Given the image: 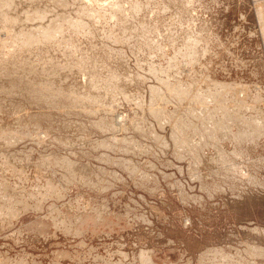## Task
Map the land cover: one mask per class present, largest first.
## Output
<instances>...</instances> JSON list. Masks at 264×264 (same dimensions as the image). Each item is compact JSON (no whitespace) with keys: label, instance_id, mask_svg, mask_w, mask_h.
I'll use <instances>...</instances> for the list:
<instances>
[{"label":"rangeland","instance_id":"1","mask_svg":"<svg viewBox=\"0 0 264 264\" xmlns=\"http://www.w3.org/2000/svg\"><path fill=\"white\" fill-rule=\"evenodd\" d=\"M2 1L0 264H264V0Z\"/></svg>","mask_w":264,"mask_h":264},{"label":"bare ground","instance_id":"2","mask_svg":"<svg viewBox=\"0 0 264 264\" xmlns=\"http://www.w3.org/2000/svg\"><path fill=\"white\" fill-rule=\"evenodd\" d=\"M15 1V0H14ZM20 1V0H19ZM28 1H30V0H28ZM52 1V0H51ZM81 1V0H80ZM85 1V0H84ZM32 2V1H31ZM37 2V1H36ZM58 2V1H57ZM56 2V3H57ZM78 2V1H77ZM1 3V2H0ZM59 3V5L58 6H61L62 5V3L61 2H58ZM57 3V4H58ZM78 3H80V2H78ZM77 3V4H78ZM36 4H38V2L37 3H34V2H32L31 4L29 3L27 6H29L28 8H30V11H29V13H25L26 15H24V20L26 21L25 23H26V26L27 27H29L28 26V24L29 25H34V27L35 28H38V24H41L42 22H44L45 23V27H43V28H41L38 32H36V34L34 35V36H32L31 34H29V33H24L22 30H17L16 29V26L17 25H15V24H18V23H20V22H22V19L21 18H23L22 16V14H19L21 11H18V10H16V8H18V7H16L17 6V4H15V3H13V1L12 2H10V1H2V4H0V24H4V25H8L9 26V29H10V27L11 28H14L15 29V32L14 33H12V34H14L13 36L11 35V38L13 39V42H15V43H21V45L22 46H24V47H22V48H25V47H31L32 46V43H36L38 40H42L43 41V39H46V38H52L51 36H53L54 34H58V33H60V34H62L59 30H62L59 26H67V22L65 21V19H64V17H61L62 15H60V16H56L55 18H53V16H51L50 18L48 17V15H50V14H53L52 12L50 13V14H48V12H45L46 14H48V15H46L45 17H44V15H42V14H40V10H38L36 7H38V5H36ZM55 4V3H54ZM56 4V5H57ZM19 5V4H18ZM22 5V4H21ZM23 6V5H22ZM41 6H42V4H41ZM41 6L39 7V8H41ZM26 7V6H25ZM43 7V6H42ZM59 8V7H58ZM57 8V9H58ZM80 8V7H79ZM23 9H24V7H23ZM27 9V8H26ZM42 9V8H41ZM48 9V8H47ZM85 9H87V8H85ZM46 10V9H45ZM42 11V10H41ZM44 11V10H43ZM83 11V10H82ZM84 11H86L87 12V10H84ZM83 11V12H84ZM94 11H95V9H94ZM26 12V11H25ZM95 12H97V11H95ZM43 13V12H42ZM98 13V12H97ZM56 14V13H55ZM99 14V13H98ZM21 15V16H20ZM57 15V14H56ZM66 15V14H65ZM55 16V15H54ZM99 16H101V15H99ZM21 17V18H20ZM70 18V17H69ZM79 19V18H78ZM21 20V21H20ZM74 21H75V19H74ZM74 21H73V23H70V24H74ZM77 22V21H76ZM81 23V22H80ZM79 23V24H80ZM81 24H83V23H81ZM68 26H71V27H73L74 29L75 28H78V29H80V27H78V24H75V25H68ZM67 26V27H68ZM2 27V26H1ZM83 27V26H82ZM86 27V26H85ZM8 28V27H7ZM31 28V27H30ZM89 28V27H88ZM1 29H4V28H1ZM8 29V30H9ZM68 29V28H67ZM70 29V28H69ZM64 30V29H63ZM81 30V29H80ZM64 33V32H63ZM55 36V35H54ZM58 36V35H57ZM54 38H56V36L54 37ZM12 39H10V40H12ZM9 40V41H10ZM40 42V41H39ZM2 44V43H1ZM0 44V45H1ZM14 44V43H13ZM2 46V45H1ZM0 46V47H1ZM5 48V47H4ZM11 48V47H10ZM1 50L3 49V48H0ZM7 50V49H6ZM129 84H131V83H129ZM171 85V84H170ZM96 87V86H95ZM92 88V87H91ZM94 88V87H93ZM99 88V87H98ZM103 88V87H102ZM124 88V87H123ZM130 88V87H129ZM101 89V88H100ZM184 89V88H183ZM182 89V90H183ZM189 89H191V88H189ZM194 89V88H193ZM91 90V89H90ZM95 90V89H94ZM115 90V89H114ZM96 91H98V90H96ZM107 91V90H106ZM122 91V90H121ZM186 91V90H185ZM195 92H197V90L195 89L194 90ZM193 91V92H194ZM104 92H105V90H104ZM188 92V91H187ZM191 93V95L193 96V94H195V93ZM103 94V93H102ZM196 97V96H195ZM103 98V97H102ZM104 98H106V97H104ZM103 98V99H104ZM92 99V98H91ZM96 100V99H95ZM107 100V99H106ZM97 101V100H96ZM216 101H217V99H216ZM219 101H220V99H219ZM103 102V101H102ZM85 103V102H84ZM198 104H199V102H198ZM190 106V105H189ZM221 108V107H220ZM225 108V107H224ZM226 109V108H225ZM225 112H228V110L227 111H225ZM230 116V115H229ZM83 126V125H82ZM15 140H16V138H14ZM8 142H9V139H8ZM63 161H66V160H63ZM7 164V163H6ZM61 164V163H60ZM4 188V187H3ZM0 189H1V187H0ZM9 204V203H8ZM14 205V204H13ZM17 217V216H16ZM5 221V220H4ZM141 256V263L142 264H152V262H151V259H150V257H146L145 255H143V254H141L140 255ZM18 263V262H17ZM23 264V263H22Z\"/></svg>","mask_w":264,"mask_h":264}]
</instances>
